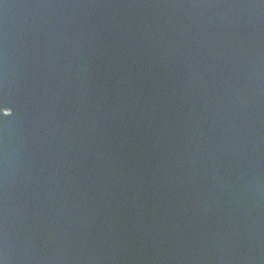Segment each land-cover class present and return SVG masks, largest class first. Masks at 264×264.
<instances>
[{
    "label": "water",
    "instance_id": "water-1",
    "mask_svg": "<svg viewBox=\"0 0 264 264\" xmlns=\"http://www.w3.org/2000/svg\"><path fill=\"white\" fill-rule=\"evenodd\" d=\"M15 11L0 264H264V0Z\"/></svg>",
    "mask_w": 264,
    "mask_h": 264
},
{
    "label": "snow or ice",
    "instance_id": "snow-or-ice-1",
    "mask_svg": "<svg viewBox=\"0 0 264 264\" xmlns=\"http://www.w3.org/2000/svg\"><path fill=\"white\" fill-rule=\"evenodd\" d=\"M6 110H7L6 107L0 106V115H4V116L9 115V112H7Z\"/></svg>",
    "mask_w": 264,
    "mask_h": 264
}]
</instances>
